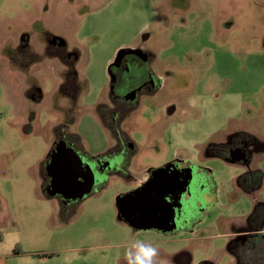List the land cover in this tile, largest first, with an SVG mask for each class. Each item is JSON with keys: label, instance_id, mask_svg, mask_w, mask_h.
<instances>
[{"label": "rangeland", "instance_id": "374dc122", "mask_svg": "<svg viewBox=\"0 0 264 264\" xmlns=\"http://www.w3.org/2000/svg\"><path fill=\"white\" fill-rule=\"evenodd\" d=\"M46 32L78 42L66 51L79 86L76 129L90 152L109 145L94 107L107 102V66L118 49L149 56L162 83L158 105L177 98L191 106L169 123L165 114L152 120L149 109L144 121L139 110L125 125L136 147L127 180L174 159L201 168L190 189L205 204L181 230L164 235L117 221V194L132 187L120 176L101 178L69 211L47 192L46 154L64 119L62 66L55 58L13 65L21 41L36 50ZM237 134L249 136L248 152L264 148V0H0V264H126L135 239L158 248L154 264H177L180 254L190 264H235L231 236L264 204V150L248 157L263 173L259 194L236 186L241 163L205 150Z\"/></svg>", "mask_w": 264, "mask_h": 264}, {"label": "flooded vegetation", "instance_id": "af4514ba", "mask_svg": "<svg viewBox=\"0 0 264 264\" xmlns=\"http://www.w3.org/2000/svg\"><path fill=\"white\" fill-rule=\"evenodd\" d=\"M37 44L36 48L38 49H32L33 47L23 39L18 47L20 58L17 57L13 60V65L18 64L20 67H28L39 63L42 58H55L62 66L61 80L57 93L63 102L59 109L63 113L64 119L55 130V139L49 145L46 154L47 166L43 171L47 192L51 194V197L59 199L63 210L69 211L77 205L81 198H69L66 195L65 187L60 188L52 182L51 166L53 163L58 164L54 174L57 175V178L63 177L65 179L82 174V169L79 167L80 164L83 166L90 165L92 172L97 173L98 177L92 185L103 177L112 175L123 178L128 177L127 168L133 158L136 147L125 132V125H129L130 122H133L132 119L140 115L138 113L139 110H141L140 117L144 121L146 118L143 116L142 110L149 109V112L155 115L152 120L165 114L167 123H169V121L173 122L176 120L178 110L185 111L190 109L191 106L184 102L179 103L177 98L170 100L171 107L163 104L161 106L158 105V103L162 102V97L159 96L162 83L157 75L154 74L155 69L152 70L149 65V56L140 48L118 49L107 66L109 78L107 102L106 104H97L94 107L100 126L108 133L109 145L100 147L99 150L92 153L89 148H83L81 136L76 129L79 113L75 112V110L79 98V86L74 70L75 56L66 51L67 45L76 46L78 42L75 40L68 44L61 38L46 32L41 35V39ZM24 61L27 64L23 63ZM38 95H40V92L37 89H33L30 94L35 99ZM151 123V125H155V121ZM249 142L250 138L247 134L233 135L226 145L207 148L205 154L206 156L221 157L233 165L241 163L246 172L236 179V186L245 193H258L263 182V173L251 167L248 157L264 150V148H255L248 152ZM110 162H114L115 165L113 167H103L104 164ZM168 163L172 164V168L168 173H175L176 171L180 173L185 170L190 181L193 180L196 173L199 174L202 171L200 167L192 165L188 161L174 159ZM156 168L147 170L146 178L140 184L132 186L131 189L120 195L122 196L140 188L149 180V171ZM159 175H162L161 177L164 181L162 189H170L176 182L175 188H180L181 195L179 204L173 208L169 206L170 208L159 219H169L170 225H173L172 229L166 232L154 229L165 235L181 230L186 223H189L192 216L197 213V209L201 207L200 205L205 203L198 187L193 186L194 191H191L190 188L193 183L191 185L190 182H188V185L180 183V176L177 177L176 174H171V177L166 176L165 173ZM182 175L185 176L184 173ZM173 178L175 179L174 182H172ZM77 182L80 184L82 180L78 179ZM165 197L166 200H175L176 195L167 192ZM198 197L201 198V201L196 203ZM175 201L178 203V200ZM252 215V222H250V216L246 220L249 232L245 233V230H242L241 232L233 233L228 244V251L234 258L235 264H263L264 235L257 234V229L264 228V204L258 203ZM250 223H253V225L251 226ZM259 244H262V247ZM177 261V264H190L189 258L183 254L177 256Z\"/></svg>", "mask_w": 264, "mask_h": 264}, {"label": "water", "instance_id": "95a60500", "mask_svg": "<svg viewBox=\"0 0 264 264\" xmlns=\"http://www.w3.org/2000/svg\"><path fill=\"white\" fill-rule=\"evenodd\" d=\"M114 165V162H110L104 164L103 167H113ZM57 167V163H53L51 166L52 182L60 188L65 187L66 195L72 199L86 194L88 190H90L95 179H98L97 173H93L92 167L88 164L85 166L81 164L79 165V167L82 169V174L66 179L63 177L57 178V175L54 174ZM171 168L172 164L166 163L154 170L149 171V180L140 188H137L136 190L122 196H118L115 200L118 218L133 229H156L163 232L171 230L173 225H170L169 219H159L162 218L165 211L170 208L169 206L173 208L179 204V201H181L180 188H175V182L172 188L162 189V184H164V181L162 180V175L159 174L165 173L166 176L169 177H171V174H176L177 177L180 176V183H185V185H188V182H190L186 175L187 171L184 170L180 173H177L178 171L175 173H168ZM183 173L185 176L182 175ZM78 179L82 180V183L79 184L77 182ZM174 181L175 179L173 178L172 182ZM167 192L174 193V195H176L174 199L178 200V203L175 200H166L165 193L167 194Z\"/></svg>", "mask_w": 264, "mask_h": 264}, {"label": "clouds", "instance_id": "9594fccd", "mask_svg": "<svg viewBox=\"0 0 264 264\" xmlns=\"http://www.w3.org/2000/svg\"><path fill=\"white\" fill-rule=\"evenodd\" d=\"M157 256L158 248L140 239L131 241L125 253L126 264H154Z\"/></svg>", "mask_w": 264, "mask_h": 264}, {"label": "crops", "instance_id": "0c3cea01", "mask_svg": "<svg viewBox=\"0 0 264 264\" xmlns=\"http://www.w3.org/2000/svg\"><path fill=\"white\" fill-rule=\"evenodd\" d=\"M151 167H148V168H146V169H144L142 172H140L139 174H138V176L137 177H135L134 179H132V180H127V177H125V180H127V182L129 183V184H132V186H135V185H137V184H140L145 178H146V172H147V170H149ZM127 172H128V174L129 175H131V173L133 172V167H132V165L131 164H129V166H128V168H127ZM121 194V192H119V194H117V195H120ZM116 206V205H115ZM112 212H113V218H114V208H112ZM115 219L117 220V221H120V222H122V220H120L119 218H118V211H117V208L115 207ZM253 210L251 211V214H250V216H251V218H250V222H252L251 221V219H252V217H253ZM248 218V217H247ZM247 218H246V220H247ZM123 223V222H122ZM126 224V223H125ZM124 225V224H123ZM127 225V224H126ZM250 225L252 226L253 225V223H250ZM249 229H247V230H245V233H247V232H249L248 231ZM258 231V233L257 234H259V235H264V228L263 227H261V228H259V229H257ZM232 237V236H231ZM229 252V251H228ZM262 257L264 258V254L262 255ZM262 263L264 264V259L262 260Z\"/></svg>", "mask_w": 264, "mask_h": 264}, {"label": "trees", "instance_id": "16d2710c", "mask_svg": "<svg viewBox=\"0 0 264 264\" xmlns=\"http://www.w3.org/2000/svg\"><path fill=\"white\" fill-rule=\"evenodd\" d=\"M251 217V216H250ZM262 247V244H259ZM14 255L20 254V251L16 248L13 252Z\"/></svg>", "mask_w": 264, "mask_h": 264}]
</instances>
